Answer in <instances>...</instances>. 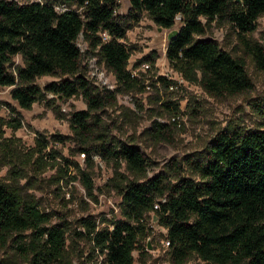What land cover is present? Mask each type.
Instances as JSON below:
<instances>
[{"label": "trees", "instance_id": "obj_1", "mask_svg": "<svg viewBox=\"0 0 264 264\" xmlns=\"http://www.w3.org/2000/svg\"><path fill=\"white\" fill-rule=\"evenodd\" d=\"M118 3L0 0V88H10L11 99L24 110L45 100L46 94L62 99L80 95L86 108L71 112L69 127L71 138L83 145L79 150L87 155L88 171L65 158L62 166L55 162L50 167H57L58 182L67 185L78 180L94 200L89 171L94 166L92 155L98 157L112 164L110 182L119 196L117 213H86L72 227L66 216L41 211L36 200L23 196L15 183L20 171L9 170V180H0V246H8L27 264H72L79 242L86 246L89 261L132 264V253L138 251L144 264L152 218L164 229L172 264H185L192 257L204 264H264L263 130L225 127L198 157L171 160L168 172L146 177L148 162L139 147L97 132L100 119L93 114L114 102L117 92L136 86L127 68L130 52L122 41L141 16L162 29L172 28L180 18L176 34L167 40L165 57L172 70L187 81L198 83L212 97L251 90L245 58L221 48L205 34L213 23L228 24L243 54L264 71V47L247 37L264 14V0H128L125 14L116 13ZM101 33L108 39L103 41ZM79 35L88 50L80 49ZM89 54L113 75L115 90L98 89L85 77L82 62ZM16 56L21 65L14 64ZM145 59L152 61V56ZM46 75L59 80L43 88L34 83ZM159 80L169 84L164 77ZM2 106L11 114L9 127L19 128L17 110L0 101ZM163 128L156 121L151 125L156 134ZM50 139L63 143L69 138L53 134ZM91 143L97 151L90 155ZM11 144L10 139L4 140L2 154L8 153ZM48 144L47 137L36 135L37 153ZM47 155L36 156L38 168L44 166ZM72 167L73 175L69 173ZM121 167L125 174L119 171Z\"/></svg>", "mask_w": 264, "mask_h": 264}, {"label": "rangeland", "instance_id": "obj_2", "mask_svg": "<svg viewBox=\"0 0 264 264\" xmlns=\"http://www.w3.org/2000/svg\"><path fill=\"white\" fill-rule=\"evenodd\" d=\"M20 2L28 0H18ZM116 13L125 14L128 0H119ZM177 17L170 29H159L148 17L141 16L126 32L122 41L130 52L128 70L136 80V86L129 91L116 93L115 101L97 110L93 114L100 119L97 132H104L113 141L133 142L145 156L148 167L146 177L159 172H168L171 160H181L187 155L198 157L205 152L208 143L221 129H259L264 131V71L256 69L251 57L244 55L241 45L229 25L213 23L207 27L205 37L218 42L221 48L233 55L243 56L246 70L251 78V90L221 97H212L205 93L196 82L187 81L183 76L173 71L165 57V47L168 35L180 26ZM248 38L264 47V14L256 21L255 30ZM77 43L83 51L89 49L82 35ZM152 56V61L145 58ZM14 64L21 65L16 56ZM97 67L90 74L87 68L85 77L98 89L115 90L116 81L103 64L96 61ZM82 65H87L83 59ZM94 65V64H91ZM95 65V66H96ZM159 77H164L169 84L162 83ZM58 76H41L34 83L43 88L51 81H58ZM10 88H0V101L8 103L18 112L20 127L12 129L7 122L11 118L8 108L0 109V180L8 181L9 170L18 169L20 177L15 181L20 192L26 198L37 201L39 209L44 212H55L66 216L72 227L75 220L86 213H113L119 202V196L111 186L113 176L112 164L92 155L94 163L91 173L94 200L86 192L78 180L70 184L58 182L60 175L57 167L50 166L57 162L62 166L65 158L87 172L85 158L79 149L83 147L75 139L69 127L71 112L86 108L80 95L68 99L55 98L46 94L45 100L32 104L30 110L17 107L9 95ZM156 121L164 125L160 133L151 131L152 123ZM42 134L49 139V144L42 153L35 148L36 135ZM53 134L67 136L63 143L50 139ZM10 139L8 153L1 152L4 140ZM88 146L94 147V144ZM90 149V155L96 152ZM43 157L44 166L38 168L34 160L37 155ZM49 154L55 156L50 158ZM15 165V168L12 167ZM66 167V166H63ZM184 173L189 170L183 165ZM120 172L126 173L124 168ZM71 175L76 171L69 169ZM127 175V174H126ZM129 179L132 176H128ZM155 225V224H154ZM154 227V226H153ZM163 230L155 225L149 240H147V255L144 264H172L167 250L162 246ZM78 250L73 254L72 264H100L99 259L87 260L86 246L79 242ZM82 252V256H80ZM133 263L142 264L138 251L132 253ZM1 264H27L17 257L8 246H0ZM185 264H204L192 257Z\"/></svg>", "mask_w": 264, "mask_h": 264}, {"label": "built area", "instance_id": "obj_3", "mask_svg": "<svg viewBox=\"0 0 264 264\" xmlns=\"http://www.w3.org/2000/svg\"><path fill=\"white\" fill-rule=\"evenodd\" d=\"M11 1H14V2H16V3H19V4H21V3H30V2H43V1H45V0H28V1H23V2H20V1H18V0H11ZM101 38H102V40L104 41V40H107L108 39V36H107V34L106 33H101ZM80 47V46H79ZM81 49V48H80ZM82 50V49H81ZM83 51V50H82ZM87 60V65L85 64V68H87V72L90 74V71H92V68H95V67H97V65H96V61H97V58L95 57V56H92L91 54H89L87 57H86V59H85V61ZM91 64H94V65H91ZM101 64H103V63H101ZM96 65V66H95ZM104 66V65H103ZM154 208H157V205H154ZM118 212V207L116 206V208L113 210V213H117ZM103 213H110V212H103ZM151 216H152V214H151ZM157 226V227H159L153 220H152V218H151V220H150V222H149V226L151 227V229L153 230L154 229V227H155V225ZM154 226V227H153ZM161 228V227H160ZM162 229V228H161ZM163 230V233H164V229H162ZM161 238H162V246L165 248V249H167V247L169 246V242L164 238V236L162 235L161 236ZM147 240H149V238L147 239ZM146 240V241H147ZM147 243V242H146Z\"/></svg>", "mask_w": 264, "mask_h": 264}, {"label": "water", "instance_id": "obj_4", "mask_svg": "<svg viewBox=\"0 0 264 264\" xmlns=\"http://www.w3.org/2000/svg\"><path fill=\"white\" fill-rule=\"evenodd\" d=\"M159 29H161V28L159 27ZM176 32H177V30H172L170 32V34L168 35V40L171 39L176 34Z\"/></svg>", "mask_w": 264, "mask_h": 264}]
</instances>
